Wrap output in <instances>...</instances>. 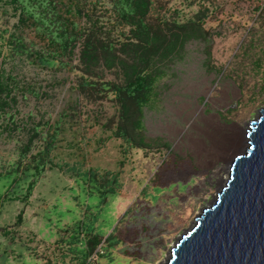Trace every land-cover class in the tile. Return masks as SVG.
Wrapping results in <instances>:
<instances>
[{"label":"rangeland","instance_id":"rangeland-1","mask_svg":"<svg viewBox=\"0 0 264 264\" xmlns=\"http://www.w3.org/2000/svg\"><path fill=\"white\" fill-rule=\"evenodd\" d=\"M157 1L168 19L200 23L205 37L187 41L164 66L146 102L138 89L127 93L124 118L116 70L99 64L85 73L78 47L62 70L56 59L37 64L15 52L17 12L0 0V80L9 87V106L0 108V264H165L176 237L227 178L231 161L198 153L189 138L208 146L197 129L205 118L216 116L219 138L229 127L246 129L264 108V0ZM85 4L96 34L122 38L126 27L110 0ZM32 83L37 96L21 90ZM58 120L52 167L26 198L33 162L53 130L47 122ZM93 235L101 237L96 247Z\"/></svg>","mask_w":264,"mask_h":264},{"label":"trees","instance_id":"trees-1","mask_svg":"<svg viewBox=\"0 0 264 264\" xmlns=\"http://www.w3.org/2000/svg\"><path fill=\"white\" fill-rule=\"evenodd\" d=\"M110 3L116 18L126 27L121 31L122 38L118 40L95 33V20L85 0L7 2L17 12L15 27L19 32L12 36V43L16 45L15 52L28 54L37 64L40 57L56 59V69L62 70L70 64V58H67L78 47L79 61L85 73L90 74L91 68L100 64L107 69L116 70L123 77L124 85L118 86V92L125 118L129 109L125 95L138 89L140 103L146 102L152 83L166 73L164 66L180 56L187 41L202 39L205 32L203 26L194 20L179 23L168 19L162 1L110 0ZM2 13L6 15L7 10L2 9ZM3 32L7 33L6 30ZM25 36L28 42L24 44ZM35 46L38 50H34ZM146 80L150 85L143 86ZM9 81L17 83L16 76H10ZM125 85L130 89H125ZM21 90L37 96L39 85H23ZM0 93V108L8 107V83L1 80ZM10 98L14 101L15 95ZM137 112L138 117L133 122L135 128L142 125L139 117L142 111L137 109ZM60 122L58 120L53 125L47 122V130L51 127L53 130L43 137V149L37 153L38 160L33 162L35 175L28 183L26 198L37 184L44 168L52 167L48 155L55 144L54 138L60 132ZM137 140L144 142V136L139 134ZM110 190L113 191L112 188ZM90 242L96 247L101 242V237L93 235Z\"/></svg>","mask_w":264,"mask_h":264},{"label":"water","instance_id":"water-1","mask_svg":"<svg viewBox=\"0 0 264 264\" xmlns=\"http://www.w3.org/2000/svg\"><path fill=\"white\" fill-rule=\"evenodd\" d=\"M245 132L227 178L176 237L165 264H264V108Z\"/></svg>","mask_w":264,"mask_h":264},{"label":"bare ground","instance_id":"bare-ground-1","mask_svg":"<svg viewBox=\"0 0 264 264\" xmlns=\"http://www.w3.org/2000/svg\"><path fill=\"white\" fill-rule=\"evenodd\" d=\"M188 106L189 104H184V107ZM193 113L194 111L190 110L187 112L186 116H190ZM215 118L216 116L205 118V127L203 129L197 128L200 133L210 139V145L206 146L201 139L193 138H189V143L195 148L194 150L198 153H203L206 157H213L215 159H222L225 162H230L233 156L239 153L246 143L245 128L237 126L229 127L227 133L217 138L216 134L220 132V125ZM169 128L172 129V127Z\"/></svg>","mask_w":264,"mask_h":264},{"label":"flooded vegetation","instance_id":"flooded-vegetation-1","mask_svg":"<svg viewBox=\"0 0 264 264\" xmlns=\"http://www.w3.org/2000/svg\"><path fill=\"white\" fill-rule=\"evenodd\" d=\"M185 103L181 104V105H184Z\"/></svg>","mask_w":264,"mask_h":264},{"label":"built area","instance_id":"built-area-1","mask_svg":"<svg viewBox=\"0 0 264 264\" xmlns=\"http://www.w3.org/2000/svg\"><path fill=\"white\" fill-rule=\"evenodd\" d=\"M260 2L262 1V0H259Z\"/></svg>","mask_w":264,"mask_h":264}]
</instances>
